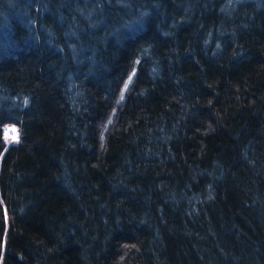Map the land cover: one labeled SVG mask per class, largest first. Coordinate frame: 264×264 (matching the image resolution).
Returning <instances> with one entry per match:
<instances>
[{
  "label": "trees",
  "instance_id": "trees-1",
  "mask_svg": "<svg viewBox=\"0 0 264 264\" xmlns=\"http://www.w3.org/2000/svg\"><path fill=\"white\" fill-rule=\"evenodd\" d=\"M0 264H264V0H0Z\"/></svg>",
  "mask_w": 264,
  "mask_h": 264
},
{
  "label": "rangeland",
  "instance_id": "rangeland-1",
  "mask_svg": "<svg viewBox=\"0 0 264 264\" xmlns=\"http://www.w3.org/2000/svg\"><path fill=\"white\" fill-rule=\"evenodd\" d=\"M137 66V63H136ZM136 75V68H134L132 70V72L130 73L129 77L126 79L125 83L123 84V87L120 91V94L118 96V100L116 103V108L113 109L112 113L110 114L109 118L107 119V121L105 122V125L101 131V139H104L106 134L109 131V127L113 124L115 117H116V111L117 108L122 105V103L124 102V99L126 97V94L128 93L129 89L131 88V85L134 81ZM127 86V87H125ZM123 96V98H121ZM15 129L16 131L13 132L12 130ZM3 134H4V139L5 142L7 144V146L12 145L17 143L16 140L13 139V136L18 135V141H19V131L18 129L13 126V125H7L3 128Z\"/></svg>",
  "mask_w": 264,
  "mask_h": 264
},
{
  "label": "snow or ice",
  "instance_id": "snow-or-ice-1",
  "mask_svg": "<svg viewBox=\"0 0 264 264\" xmlns=\"http://www.w3.org/2000/svg\"><path fill=\"white\" fill-rule=\"evenodd\" d=\"M125 87H127V86H125ZM121 98H123V96H122ZM12 131L15 132L16 130L13 129ZM13 139L16 140V141L18 142V135L13 136Z\"/></svg>",
  "mask_w": 264,
  "mask_h": 264
}]
</instances>
